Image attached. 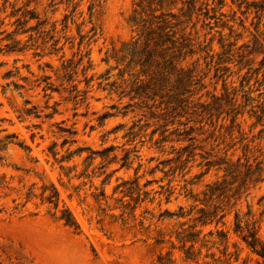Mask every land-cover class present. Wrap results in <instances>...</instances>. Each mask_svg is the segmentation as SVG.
<instances>
[{
    "label": "rangeland",
    "instance_id": "obj_1",
    "mask_svg": "<svg viewBox=\"0 0 264 264\" xmlns=\"http://www.w3.org/2000/svg\"><path fill=\"white\" fill-rule=\"evenodd\" d=\"M176 2L174 10L178 13L181 7L187 9V0ZM218 2L195 0L191 18L182 16L194 48L182 65L194 69L199 80L194 100L214 107L221 103L219 111H226L233 108L225 100L228 91L229 98L237 100L240 113L234 123L232 114L226 112L219 118L205 115L201 123L191 121L195 127L192 141L178 142L177 132L171 133L174 128L170 125L165 133L167 141L157 142L162 129L153 137L151 132L159 123L140 111L136 118L131 114L110 117L103 123L99 120L104 112L115 111L110 109L111 104L122 107L128 101H119L116 95L99 88L98 77L112 69V81L124 69L123 64L114 68L116 62L106 58L113 47L135 35L129 22L135 0H102L92 10L90 0H0V130L5 129L0 132V140L14 134L12 139L22 142L3 147L0 142V264H162L168 260L167 264H257V256L233 233L228 243L209 241V251L204 247L197 260H186L180 243L170 237L180 220L166 213L177 211L179 205L188 209L193 201L186 194L200 193L206 184L221 177L223 172L215 166L208 168L205 157L212 161L260 162L263 180L255 186L250 184L235 208L244 212L250 207L264 237V118L259 123L256 118V114H264V10L258 8L264 0ZM33 10L43 23L39 30L45 32L31 31L35 38L29 41L30 33L19 34L16 20ZM37 22L31 19L26 26ZM12 31V37L22 39L28 50L6 52L11 40L5 36ZM81 36V51L89 52L93 66L86 75L79 67L74 83L83 91L87 89L85 76H93V80L90 91L80 92L74 100L71 84L63 82L62 73L55 70H61L63 53L65 58L78 59ZM54 39L59 40L56 48L63 47L57 53L52 46ZM36 51L39 55L34 54ZM45 73L60 89L52 92L51 98L34 81ZM33 106L40 117L23 114L24 108ZM53 106L58 112L46 117ZM190 118L196 120V116ZM138 119L136 135L124 137ZM120 123L124 127L109 133ZM178 128L184 130V126ZM64 137L76 142L62 147ZM53 142H57V159L49 149ZM189 143L195 155L185 163L182 161L188 151L182 159H178V151ZM111 145L115 150L107 159L98 157L90 165L84 162L87 152L71 161H59L67 148L102 150ZM114 154L116 158L111 160ZM126 155L129 168H121ZM135 177L142 189L137 204V191L132 199L121 188L115 190L122 180ZM148 181L151 183L145 186ZM144 190L150 194H144ZM55 192L53 202L45 199ZM169 192L173 193L166 202ZM66 216H72L77 225L66 224ZM232 217L233 211L228 220ZM202 228L207 233L210 226ZM158 239L163 241L158 243ZM224 250L226 255L221 253ZM207 252L215 256L206 257Z\"/></svg>",
    "mask_w": 264,
    "mask_h": 264
},
{
    "label": "trees",
    "instance_id": "obj_2",
    "mask_svg": "<svg viewBox=\"0 0 264 264\" xmlns=\"http://www.w3.org/2000/svg\"><path fill=\"white\" fill-rule=\"evenodd\" d=\"M101 1L90 0L89 9L92 10ZM218 1L219 4H223V0ZM176 3V0H135L134 8L129 18L135 35L130 40L123 42L119 47H113L110 56L106 58V61L113 59L116 62L114 68H117L119 64H123L125 65L124 69L120 70L117 79L112 81H109L112 69H108L105 74H101L98 77L100 79L98 82L99 88L108 90L110 94L116 95L119 101L123 99H128V101L122 107L116 103L111 104L110 109H114L115 111L108 110L101 114L99 116L101 123L110 117H127L133 114V118H136L137 111H140L143 116H148L149 119L159 123V126L151 132L153 137L159 129H162L161 138L157 139V142L167 141L168 135H165V133L170 130V125L174 128L170 132H177V141L182 142L195 139L192 135L195 127L190 125V123L191 121L201 123L205 115L212 119L213 116L219 118L223 112H226L227 115L232 114L231 123L236 121L240 113V111L236 110L237 100L229 98L225 84L224 88L227 91L225 93L226 103L233 106L229 110L225 111L222 109L219 111L221 103L214 107V105L193 99V95L197 90L195 86L198 85L199 80L193 74L194 69L182 65L186 57L194 53L193 43L190 35L186 33V26H183L185 20L182 19V16L188 17L187 20L191 18L195 12V0H187V9L184 10V7H181L180 13L174 10ZM258 8L264 10V4L259 5ZM26 14L30 16L27 17ZM34 18L37 19V24L27 27L26 25L29 20ZM16 22L19 24V34L30 33L29 41L35 38L31 31L38 29L37 33L45 32V30H39L43 23L38 13L34 10L22 13ZM14 32H8L5 36L6 39L11 40V43L6 44V52H25L28 50V44L20 38L16 39L12 37L15 34ZM50 37L52 39L54 36ZM83 37L81 36V41L78 44V59L74 60L73 57L65 58V54L63 53L61 55V70H55L56 73L59 71L62 73L60 78L63 82L71 84L70 93L74 92L72 96L74 100H77L80 92L87 94L90 91V83L93 80V76L90 78L85 76L84 81L87 89L83 91L79 89L77 83H74V75L78 74L79 67H81V72L86 75L87 71L93 66L89 52L83 53L81 51ZM58 42V39H54L52 43L56 53L63 49V47L56 48ZM34 54L39 55V52L36 51ZM46 66L53 68L49 63H46ZM50 79L51 75L45 73L34 80L36 86L41 87L44 95L49 96V98H51L52 92H60V89L49 81ZM19 87H22V85L19 84ZM26 103H29V101L27 100ZM214 110L218 112L215 113ZM57 112L58 109L53 106L52 111L47 113L46 117H52ZM23 114L27 116L34 114L40 117V114L36 112L35 106L24 108ZM187 115H190V117L196 116V120ZM184 116H187L186 120L182 121L181 117ZM198 117H202V119H198ZM256 118L259 123L264 118V114H256ZM139 120L141 119L134 120L133 124L124 134V137L136 135L134 128L138 126ZM149 124L150 122L147 121L146 125L149 126ZM178 126H184V130L178 131ZM122 127H124V123L118 124L109 133H116ZM4 130L2 128L0 132ZM69 133L73 132L69 131ZM13 137L15 138L16 136L14 134H6L4 139L0 140L2 147L9 143L22 145L21 141L13 140ZM75 142V139L64 137L61 145L64 147L67 144L72 145ZM191 146V143L182 145L178 151V159H182L183 154L188 151V157L182 161L187 163L191 154L195 155L193 150H190L193 148ZM49 149L55 159H57L59 153L57 142H53ZM114 150L115 147L112 145L102 150H95L87 146H79L73 150L67 148V154L62 155L59 161L61 163L71 161L74 157H81L84 152H87L84 162H89L90 165L98 157L107 159ZM115 158L116 154L112 156L111 160ZM205 159H207L206 165H208V168L215 166L223 174L215 181L206 184L200 193L189 192L186 194L185 197L193 201L188 209L183 205H179L178 210L175 212L166 210L169 217L180 220L179 228L171 233L170 237H175L180 243L179 249L186 260L195 261L202 254V248L206 247L208 251L211 249V247L207 246V242L212 241L216 243L218 239L228 243L230 233H233L246 245L251 253L257 256V264H264V237L259 234L258 219L250 207L244 212L235 208L237 200L249 188V185L255 186L263 180L260 162L252 164L249 161L242 162L240 159L236 162L229 159L215 161L208 160L207 157ZM123 160L121 168H129L127 155L124 156ZM106 180L107 178L104 179L103 183ZM137 182L138 177H135L133 180H122L115 187V190L121 188V192L132 199H134V193L137 191L138 195L135 203L137 204L142 190ZM149 183L151 181H148L145 186ZM143 193L146 195L150 194L146 190ZM172 193H168L166 202L170 201ZM200 194L202 197H200ZM55 195H57V192L46 196L45 199L53 202ZM101 195L106 197L104 192ZM55 204L57 205V202ZM135 208L136 205L133 206V209ZM232 211L233 217L230 221L228 217ZM228 222H230L229 225ZM65 223L71 226L77 225L72 216H66ZM204 226H210L207 233H203L202 227ZM162 241V239L157 240L158 243ZM172 244L174 245L173 242ZM234 245L237 246V242H234ZM221 253L226 255V250ZM205 256L214 257L215 253L207 252ZM159 259H162V256H159ZM169 262L170 260L167 262L162 261V264Z\"/></svg>",
    "mask_w": 264,
    "mask_h": 264
}]
</instances>
